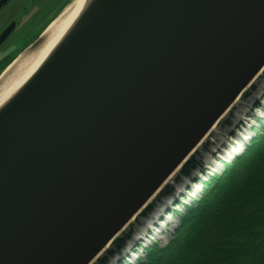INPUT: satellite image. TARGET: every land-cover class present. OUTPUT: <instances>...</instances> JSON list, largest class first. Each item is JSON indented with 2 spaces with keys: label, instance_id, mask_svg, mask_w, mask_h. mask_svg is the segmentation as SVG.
<instances>
[{
  "label": "water",
  "instance_id": "obj_1",
  "mask_svg": "<svg viewBox=\"0 0 264 264\" xmlns=\"http://www.w3.org/2000/svg\"><path fill=\"white\" fill-rule=\"evenodd\" d=\"M89 1L0 107V264H91L264 66V0Z\"/></svg>",
  "mask_w": 264,
  "mask_h": 264
},
{
  "label": "trees",
  "instance_id": "obj_2",
  "mask_svg": "<svg viewBox=\"0 0 264 264\" xmlns=\"http://www.w3.org/2000/svg\"><path fill=\"white\" fill-rule=\"evenodd\" d=\"M262 131L185 206L172 239L146 247L130 264H264V126ZM197 168L191 158L182 172L190 177ZM152 208L149 204L141 214ZM127 241L128 235L115 237L106 256L94 263L108 264L107 257L119 254Z\"/></svg>",
  "mask_w": 264,
  "mask_h": 264
},
{
  "label": "rangeland",
  "instance_id": "obj_3",
  "mask_svg": "<svg viewBox=\"0 0 264 264\" xmlns=\"http://www.w3.org/2000/svg\"><path fill=\"white\" fill-rule=\"evenodd\" d=\"M64 1L36 0L32 3V0H10L6 6L0 9V31L10 24V21L15 20L16 22V28L0 46L1 69L8 65L19 52H22L25 49L24 47H27L28 44L30 45L38 37ZM258 73L253 77L252 82L242 90V94L232 102L228 110L222 114L211 133L204 137L201 143L195 147L194 152L183 160L180 166L173 171L159 190L155 192L148 203L153 206L150 213L142 215L143 210L140 211L139 214L133 217V220L119 231L118 236L128 235V241L119 250V254L107 257L108 264H128L126 259L129 262H135L134 260L145 255V248L151 245L153 241L157 242L159 247L166 245L178 228L179 215L185 206L203 194L206 182H209L212 174L221 173L226 165L224 162L230 161V158L234 156L233 151L230 153L226 146H233L230 142L237 141V139H234L237 134H240L250 142L255 135L263 133L264 66ZM238 143L239 147L244 148L242 139L239 138ZM223 151L226 153H223ZM219 156L221 160L216 159ZM191 158L195 160L198 168L191 170L190 177H187L183 174L182 167L186 160ZM213 162L216 163L215 166L208 167ZM208 168L214 169L211 175L203 172L208 170ZM194 181H197V183ZM166 186L168 188L163 195H158ZM190 187H192V192L189 190ZM185 193L188 196L189 193L191 195L186 198ZM156 213L157 216L153 219L151 216ZM148 221L151 224L148 228H151V230L140 231L143 226L147 225ZM161 222L164 224L162 225ZM156 223L158 226H155ZM162 228L164 231L160 233ZM140 232L142 233L139 234ZM140 235L142 239L139 240ZM109 248L110 245L107 246L105 251ZM105 251L98 257H105ZM126 255H129V258ZM94 261L91 264H95Z\"/></svg>",
  "mask_w": 264,
  "mask_h": 264
},
{
  "label": "bare ground",
  "instance_id": "obj_4",
  "mask_svg": "<svg viewBox=\"0 0 264 264\" xmlns=\"http://www.w3.org/2000/svg\"><path fill=\"white\" fill-rule=\"evenodd\" d=\"M89 2V0H72L64 8L61 14L58 15V17H56L45 29V31L43 32V42L36 49H33V51L29 52L26 56H23V54L19 58H16V60H14L11 65H9L3 70L0 76V107L3 106L5 101H7L9 98L11 99L16 93H18L17 91H19L23 87V85L28 81V79L31 78L34 73L39 70V68L48 59V56L55 50L56 47H58L60 42L65 38L66 34L71 29L70 26L73 25L75 19L82 13L83 9ZM227 110L228 109H226L225 111ZM215 125L216 123L211 126V129H209L210 131L208 130L209 132L207 131L205 135L202 136L203 138L201 137V140L192 148L191 152L188 155L194 152L195 147L199 143H201V141L206 135L208 136L211 133V130L215 127ZM239 138L243 139L244 137L240 134H237V136L234 137V139H237V141L230 142L233 146H226V148L228 147L227 149H229L230 153L231 151H233L232 153L238 154L244 150V148L239 147ZM223 153L226 152L223 151ZM223 153H221V155H223ZM216 159L219 160L220 156ZM215 164L216 163L213 162L208 167H213L215 166ZM213 170L211 169V171ZM191 188L192 187L189 188L190 191ZM156 216L157 213L152 215L151 217L155 219ZM161 224L163 225L164 223L161 222ZM149 225H151L150 221H148L147 225L143 226L140 231H148ZM155 226H158V224L156 223ZM162 231H164L163 228L161 229L160 233ZM142 232H140L139 234H141ZM126 257H129V255H126Z\"/></svg>",
  "mask_w": 264,
  "mask_h": 264
},
{
  "label": "flooded vegetation",
  "instance_id": "obj_5",
  "mask_svg": "<svg viewBox=\"0 0 264 264\" xmlns=\"http://www.w3.org/2000/svg\"><path fill=\"white\" fill-rule=\"evenodd\" d=\"M9 1H10V0H9ZM35 1H36V0H32V3L35 2ZM66 2H67V0H65L64 3H63V5H62L61 7H59L57 10L61 9V8L64 6V4H65Z\"/></svg>",
  "mask_w": 264,
  "mask_h": 264
}]
</instances>
